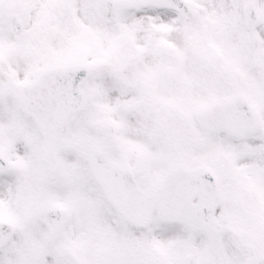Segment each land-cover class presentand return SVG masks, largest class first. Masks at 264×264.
<instances>
[{
    "label": "snow or ice",
    "instance_id": "snow-or-ice-1",
    "mask_svg": "<svg viewBox=\"0 0 264 264\" xmlns=\"http://www.w3.org/2000/svg\"><path fill=\"white\" fill-rule=\"evenodd\" d=\"M0 264H264V0H0Z\"/></svg>",
    "mask_w": 264,
    "mask_h": 264
}]
</instances>
